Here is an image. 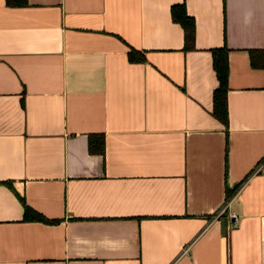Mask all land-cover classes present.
<instances>
[{"label": "crops", "instance_id": "0c3cea01", "mask_svg": "<svg viewBox=\"0 0 264 264\" xmlns=\"http://www.w3.org/2000/svg\"><path fill=\"white\" fill-rule=\"evenodd\" d=\"M220 46L226 128L211 113ZM251 49L264 61V0H0V264H264ZM21 199L56 221L24 218Z\"/></svg>", "mask_w": 264, "mask_h": 264}, {"label": "trees", "instance_id": "16d2710c", "mask_svg": "<svg viewBox=\"0 0 264 264\" xmlns=\"http://www.w3.org/2000/svg\"><path fill=\"white\" fill-rule=\"evenodd\" d=\"M6 4L12 6H20L26 3V0H5ZM170 16L174 22H177L183 31V48L191 49L194 47V30L195 22L191 15H189L185 9L183 3H175L170 5ZM211 53L212 67L217 78V86L212 92V115L217 118L226 128L227 126V102H226V91H227V48L225 46L212 47L209 49ZM255 50H249L250 63L252 65H257L258 67H263L264 61L262 56V51H260L259 56L253 53ZM127 58L129 61H143L144 54L141 51H137L133 48L128 49ZM95 138V141L93 140ZM87 147L90 152H100L103 150V137L100 134H89L87 137ZM250 171L245 174V176L232 185L231 187H225V199L230 197L236 189L240 186L242 181L247 177ZM9 185V182H6ZM23 204V217L27 219L39 220L44 222H54V219H46L41 214L26 205L21 199ZM224 217V215H221Z\"/></svg>", "mask_w": 264, "mask_h": 264}, {"label": "water", "instance_id": "95a60500", "mask_svg": "<svg viewBox=\"0 0 264 264\" xmlns=\"http://www.w3.org/2000/svg\"><path fill=\"white\" fill-rule=\"evenodd\" d=\"M219 223H220V230L223 233V231H224V219H220Z\"/></svg>", "mask_w": 264, "mask_h": 264}]
</instances>
